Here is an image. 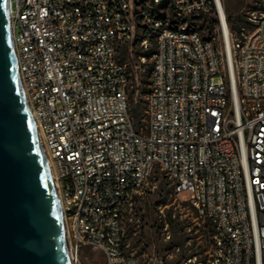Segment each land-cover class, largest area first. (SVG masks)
Segmentation results:
<instances>
[{
    "label": "built area",
    "instance_id": "built-area-1",
    "mask_svg": "<svg viewBox=\"0 0 264 264\" xmlns=\"http://www.w3.org/2000/svg\"><path fill=\"white\" fill-rule=\"evenodd\" d=\"M167 2L154 23L146 108L136 125L119 58L139 0H8L23 93L59 195L71 264H169L126 249L142 189L166 177L216 228L182 264H264V10L235 35L222 0ZM211 19L205 37L198 21Z\"/></svg>",
    "mask_w": 264,
    "mask_h": 264
},
{
    "label": "water",
    "instance_id": "water-1",
    "mask_svg": "<svg viewBox=\"0 0 264 264\" xmlns=\"http://www.w3.org/2000/svg\"><path fill=\"white\" fill-rule=\"evenodd\" d=\"M0 264H71L57 192L18 73L8 0H0Z\"/></svg>",
    "mask_w": 264,
    "mask_h": 264
},
{
    "label": "rangeland",
    "instance_id": "rangeland-1",
    "mask_svg": "<svg viewBox=\"0 0 264 264\" xmlns=\"http://www.w3.org/2000/svg\"><path fill=\"white\" fill-rule=\"evenodd\" d=\"M230 3L235 15H242L251 23L244 25L245 30L254 23L249 17L259 16L264 10V0H230ZM144 7H150L149 2L144 4L139 0L136 7L137 17L146 14ZM166 17H171V11H166ZM146 23V20L141 22L142 25ZM198 26L206 38L213 34V31L211 34L210 31L202 29L200 21ZM155 33L156 31L154 39ZM141 34L142 30L137 28L136 35ZM149 47L153 46L148 40L136 43L134 40L131 46H123L119 50L120 60L126 63L128 71L131 72L130 105L132 108L138 105L143 112L146 108L152 63L151 58H146L141 53ZM190 197L191 192L188 190L176 193L166 177L151 179L138 196L135 213L124 222L126 249L139 256L162 255L169 264L183 263L184 259L179 255L180 248L189 249L188 253H198V259L205 258L209 251L213 252L216 247L212 241V235L216 234L215 225L197 212L189 201ZM163 199H166V204L153 208L155 203ZM170 214L175 221L173 224L169 221ZM204 231H208L210 237L207 238ZM80 257L82 264H106L101 252L92 251L86 246L82 248Z\"/></svg>",
    "mask_w": 264,
    "mask_h": 264
},
{
    "label": "trees",
    "instance_id": "trees-1",
    "mask_svg": "<svg viewBox=\"0 0 264 264\" xmlns=\"http://www.w3.org/2000/svg\"><path fill=\"white\" fill-rule=\"evenodd\" d=\"M144 4L148 1L150 4V7H144L145 10V15H139L137 17L138 20V25L137 28L142 30L141 35H136L135 36V43L138 41H144L148 40L151 46L148 49L144 50L141 54L145 56L146 58H151L152 55L156 51L157 47V39H156V33H155V39H154V31H155V26L154 23L157 20H166V11H171V17H173V11L170 7H168L167 2H162L159 4H155L152 0H141ZM222 4L224 7V10L226 12L227 16V22L229 29L231 32H233L235 35H240L242 29L244 28V25L246 23H250L246 17H243L242 15H235V11L233 10V6L230 3V0H222ZM148 22L146 25H142L141 22L145 21ZM201 28L205 29L207 31H210L212 34L213 31V22L211 19H203L200 21ZM251 24V23H250ZM201 30V29H200ZM134 42V41H133ZM132 113L135 117L136 125L140 126L142 124L141 118L143 117V111L140 109L138 105L134 106L133 108L131 107ZM166 204V199L160 200L157 203H155L153 208H156L159 205H164ZM151 209V206H149ZM171 214L169 215V221L171 224L175 222L173 219H171ZM205 236L208 238L210 235L208 234V231H204ZM213 234L212 238H214ZM125 239V237H124ZM214 242V239L212 240ZM173 246H178L177 244H173ZM179 247V246H178ZM180 248V247H179ZM189 249L185 248H180L179 255L183 259H187L191 256L197 255L198 253L192 252L188 253Z\"/></svg>",
    "mask_w": 264,
    "mask_h": 264
},
{
    "label": "bare ground",
    "instance_id": "bare-ground-1",
    "mask_svg": "<svg viewBox=\"0 0 264 264\" xmlns=\"http://www.w3.org/2000/svg\"><path fill=\"white\" fill-rule=\"evenodd\" d=\"M57 197L59 198V195L58 194H57ZM58 201H59V199H58ZM59 205H60V201H59ZM68 253H69V257L71 258V255H70V252H69V246H68Z\"/></svg>",
    "mask_w": 264,
    "mask_h": 264
}]
</instances>
